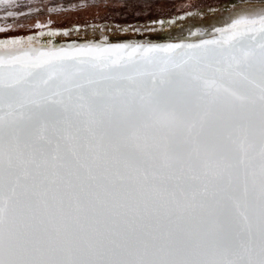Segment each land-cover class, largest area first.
Returning a JSON list of instances; mask_svg holds the SVG:
<instances>
[{"label":"snow or ice","instance_id":"obj_1","mask_svg":"<svg viewBox=\"0 0 264 264\" xmlns=\"http://www.w3.org/2000/svg\"><path fill=\"white\" fill-rule=\"evenodd\" d=\"M218 32L0 43V264H264V14Z\"/></svg>","mask_w":264,"mask_h":264},{"label":"rangeland","instance_id":"obj_2","mask_svg":"<svg viewBox=\"0 0 264 264\" xmlns=\"http://www.w3.org/2000/svg\"><path fill=\"white\" fill-rule=\"evenodd\" d=\"M251 1L264 0H11L0 4V43L104 25L123 29L160 26Z\"/></svg>","mask_w":264,"mask_h":264},{"label":"bare ground","instance_id":"obj_3","mask_svg":"<svg viewBox=\"0 0 264 264\" xmlns=\"http://www.w3.org/2000/svg\"><path fill=\"white\" fill-rule=\"evenodd\" d=\"M216 9V8H215ZM264 14V1H251L243 3H232L224 5L222 10L209 14L197 16H186L174 22L164 23V25L149 27L131 26L128 29L118 27H99L98 29L71 30L61 34L49 35L44 39L53 43L69 41H91L98 39H109L119 41L134 40H155V41H177L190 42L195 39L211 37L219 34L218 30L228 27L233 20L241 17L256 18ZM166 22V21H165ZM115 25V24H114ZM109 26V25H108ZM51 38V39H50ZM50 42V43H51ZM79 43H73L80 44ZM53 49V47H48Z\"/></svg>","mask_w":264,"mask_h":264},{"label":"water","instance_id":"obj_4","mask_svg":"<svg viewBox=\"0 0 264 264\" xmlns=\"http://www.w3.org/2000/svg\"><path fill=\"white\" fill-rule=\"evenodd\" d=\"M219 34L217 35H213L211 37H204V38H200V39H195L193 41L190 42H177V41H155V40H144V39H140V40H128V41H119V40H109V39H98V40H91V41H69V42H58V43H53L49 40V38L47 40H38V39H44L45 37H39V38H33L32 39V47L35 48H39L42 50H48V47H53V49H70V48H74V47H84V46H100V47H110V46H119V45H128L131 47H136V46H144V47H151V46H165V45H169V44H174V45H183V44H199L201 41L204 40H211V39H215L218 37ZM51 39V38H50ZM29 39L27 40H23L25 42H27ZM51 42V43H50ZM80 44H75L73 45V43H79ZM8 43V42H7ZM10 51V49H0V55H4L6 53H8Z\"/></svg>","mask_w":264,"mask_h":264}]
</instances>
